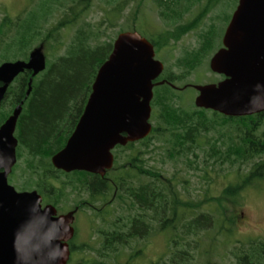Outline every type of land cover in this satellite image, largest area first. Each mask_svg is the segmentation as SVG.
I'll return each instance as SVG.
<instances>
[{
    "label": "trees",
    "instance_id": "trees-1",
    "mask_svg": "<svg viewBox=\"0 0 264 264\" xmlns=\"http://www.w3.org/2000/svg\"><path fill=\"white\" fill-rule=\"evenodd\" d=\"M238 1L235 0L234 7ZM93 2L39 0L36 8H25L16 17L6 14L0 22L1 62L28 59L30 52L37 47H42L48 57L52 48L54 53L63 50L53 60L52 56L47 57V67L34 77L27 98L31 77L28 71L10 84L0 105L1 126L14 107L24 100L15 132L19 140L18 160L24 159L20 174L22 182L16 188L37 189L49 196L46 191L51 187L55 191V203H59L67 189L78 193V190L85 191L89 184L93 191H100L102 200L115 199L127 204L129 212L122 222L115 221L113 226L100 230L101 257L82 258L74 264H116L109 260L112 253L132 247L135 239L144 240L155 231L169 234V249L154 264H202L197 256L202 249L201 237L219 223V207L213 206V202L217 200L221 204L222 197L207 194L198 200L186 199L175 183V177H168L146 164L145 155L157 139L166 145L171 158L188 161L189 154L195 155L205 138V161L210 160L211 165L219 167L230 164L227 169L236 172V183L227 186L222 196L237 197L246 188L257 187L264 181V111L227 116L197 106L187 109L178 103L182 99V89L177 84L201 66L210 53L222 47V37L233 11L220 16L219 27L210 22L208 30L196 33L197 44L185 50L172 65L166 66L157 78L164 83L154 87L152 106L155 115L152 121L156 123H153L152 132L139 141L116 146L113 167L105 176L90 177L85 171L66 173L56 169L51 159L72 134L92 92L97 72L111 54L117 35L123 31H137L136 21L142 14L144 0L103 1L106 3L107 28L118 26L126 18L115 36L102 27L105 20L96 23L87 20L85 14ZM152 2L160 19L167 24L161 32L146 31L150 33L147 38L159 50L197 29L209 13L221 3L228 4L229 0H208L190 20L185 19L186 15L201 4V0ZM108 5L112 7L108 8ZM129 7L130 12L125 15L124 11ZM54 18L57 20L52 22ZM75 25L77 27L68 43L59 40L66 27ZM53 41H57L56 44ZM184 86L192 87L189 84ZM230 224L232 222L223 223L220 230L230 233ZM74 239L69 263L76 251ZM141 249L140 245L134 248L131 251L133 257L141 253ZM232 254L237 264H264V239L237 240ZM210 263L209 260L207 264ZM124 264L132 263L127 260Z\"/></svg>",
    "mask_w": 264,
    "mask_h": 264
},
{
    "label": "water",
    "instance_id": "water-1",
    "mask_svg": "<svg viewBox=\"0 0 264 264\" xmlns=\"http://www.w3.org/2000/svg\"><path fill=\"white\" fill-rule=\"evenodd\" d=\"M46 67L42 47L34 48L28 59L0 62V105L10 84L26 71L31 72L27 98L34 77ZM210 68L224 78L193 85L197 107L227 116L264 111V0H239ZM163 70L147 37L136 30L120 32L97 72L75 130L53 155V165L66 172L105 176L114 165L117 145L152 132L154 87L164 83L155 80ZM23 104H17L0 126V264H68L75 211L58 214L54 205H43L36 189L17 190L9 182L18 161L15 132Z\"/></svg>",
    "mask_w": 264,
    "mask_h": 264
},
{
    "label": "rangeland",
    "instance_id": "rangeland-1",
    "mask_svg": "<svg viewBox=\"0 0 264 264\" xmlns=\"http://www.w3.org/2000/svg\"><path fill=\"white\" fill-rule=\"evenodd\" d=\"M39 0H0V22L6 14L16 17L25 8L30 7L32 10L36 8ZM104 0H94L88 12L85 14L87 20L91 22H100L105 20L107 13H105L106 3ZM208 0H201V4L194 7L192 11L186 15L185 19H192L203 5ZM235 0H229L219 4V6L209 13L200 26L186 34L176 43H172L162 49L156 50V58L165 64V67L172 65L178 56H180L185 50H189L194 47L197 42L196 33L203 30H208L209 23L221 25L220 16L225 12L226 14L234 11L236 7ZM111 8L112 5H108ZM130 12V7L124 11L127 15ZM57 18H54L52 22H55ZM126 18L124 17L120 24L115 27L107 28L108 21H104L102 27H105L107 32L115 36V32L124 24ZM50 23L49 25H51ZM138 26L137 31L143 36L148 37L147 32H161L167 28V24L160 19L157 8L153 4L152 0H144L142 7V14L138 16L136 21ZM77 25L66 27L63 30V36L61 41L68 43L73 36ZM227 27V26H226ZM226 29V28H225ZM157 33V32H156ZM57 41H53L56 44ZM61 46V45H60ZM221 46H219L214 52H216ZM48 54L52 57L56 56L63 50H58L54 53V49H50ZM210 53L201 66H199L187 79L178 83V86H184L185 84H205L218 82L222 79L220 74L213 72L210 69V59L214 54ZM48 57V55H47ZM48 57V58H49ZM1 60V57H0ZM182 99L178 102L179 105L184 108L191 109L195 105V98L198 94L197 90L193 87H187L185 90H181ZM155 115L153 112L152 116ZM154 123V121H152ZM156 123V121H155ZM154 123V124H155ZM207 139L201 140V147L196 149V154H189V160L185 158H171L167 151L166 145L157 139H154V144L148 149L145 155L146 164L151 165L161 171L162 174L171 177L174 176L175 183L182 192V195L186 199H200L201 197L209 194L216 198H221V204L217 200L213 202L218 209L219 223L216 227L201 237L202 249L197 255L198 260L202 264H207L210 260V264H237L236 258L232 254V249L236 244V241H246L249 239L262 238L264 239V181L259 183L258 186H251L243 190L237 197L226 198L222 196L223 190L232 183H236L237 176L234 170L229 171L227 167L230 164L219 166H213L209 161H205V149L207 146ZM122 157L125 158V155ZM17 167L13 168L9 176V182L17 187L21 184L24 159H19L16 163ZM15 165V166H16ZM244 169V165H243ZM13 173V174H12ZM16 175V176H15ZM17 177V178H16ZM20 177V178H19ZM16 178V179H14ZM65 179V177H63ZM20 190V189H18ZM91 200L89 194L81 190V193L73 192L70 189L66 190V196L62 200L61 213H65L72 208L75 203H79L82 200ZM97 206L96 210L91 208H85L83 211L78 212L75 228L76 234L74 244L76 248L73 261L68 264H74L82 258L89 260L99 259V250L101 249L100 230L113 226V222L120 223L129 212L127 204L121 203L118 200L111 199L95 201ZM101 213H104L101 215ZM232 222V230L230 233L221 231L223 223L227 225ZM228 225V227H230ZM141 246V253L133 257L131 251L134 248ZM169 249V234L166 232L155 231L149 237H145L144 240L135 239L132 243V247H124L120 249L116 254L112 253L109 260L116 264H124L127 260L132 264H154L160 256L164 255ZM140 250V249H139ZM131 253V255H130Z\"/></svg>",
    "mask_w": 264,
    "mask_h": 264
},
{
    "label": "flooded vegetation",
    "instance_id": "flooded-vegetation-1",
    "mask_svg": "<svg viewBox=\"0 0 264 264\" xmlns=\"http://www.w3.org/2000/svg\"><path fill=\"white\" fill-rule=\"evenodd\" d=\"M221 76H224V75H221ZM224 78V77H223ZM222 78V79H223ZM155 81H157V79L155 80ZM220 81V80H219ZM190 86H193L194 84H191V83H188ZM187 87H185V86H183V87H179V89H186ZM79 121V120H78ZM78 123V122H77ZM77 123H76V125H77ZM76 125H75V128H76ZM75 128H74V130H75ZM16 129H17V127H16ZM73 130V131H74ZM73 131H72V133H73ZM71 136V135H70ZM118 146V145H117ZM60 151V150H59ZM113 152H114V150H113ZM51 161H52V159H51ZM55 167V166H54ZM56 168V167H55ZM56 169H58V168H56ZM59 170H62V169H59ZM62 171H64V170H62ZM74 171H77V170H74ZM80 171H85V170H80ZM64 172H66V171H64ZM71 172H73V171H71ZM71 172H66V173H71ZM85 172H88V171H85ZM89 174H88V176H95V175H100V174H95V173H92V172H88ZM101 176V175H100ZM60 177H64V175H61ZM52 182H54V180H52ZM30 190H33V189H30ZM37 190V189H36ZM38 191V190H37ZM39 192V191H38ZM47 193H48V195L49 196H45V194H43V193H40L41 195H42V197H43V200H42V203H43V205L45 206L46 204H52V205H54L56 208H57V211H58V214H66V213H68V212H70V211H75V219H74V222H73V227H74V236H73V238L72 239H74V237H75V234H76V228H75V221H76V217H77V214H78V212H80V211H83L85 208H91L92 210H96L97 209V206H96V204H95V201H101L102 200V198H101V194H100V191L99 190H96V191H93L92 190V188H91V186L88 184V188L84 191L85 193H88L89 194V196H90V198L92 199V201L89 199V200H82V201H80L79 203H75V205H73L72 206V208L70 209V210H68L67 212H65V213H61L60 212V210H61V204H62V200L64 199V197L66 196V194L63 196V198L62 199H60L59 200V203H55V201H57V199H56V197H55V191H54V189L53 188H49L47 191H46ZM78 193H81V191H79L78 190ZM92 196H93V198H92ZM87 207H86V206ZM72 239L69 241V245H70V249H71V246H72ZM72 243V244H71ZM74 247L75 248H77L78 246L77 245H75L74 244Z\"/></svg>",
    "mask_w": 264,
    "mask_h": 264
}]
</instances>
